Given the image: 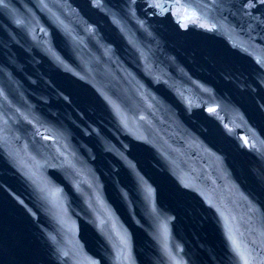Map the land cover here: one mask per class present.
Here are the masks:
<instances>
[{"label":"water","instance_id":"95a60500","mask_svg":"<svg viewBox=\"0 0 264 264\" xmlns=\"http://www.w3.org/2000/svg\"><path fill=\"white\" fill-rule=\"evenodd\" d=\"M23 1H25V0H14V2H16L15 4H14V6H17V7H19L21 4H22V2ZM27 1H25V3H26ZM4 3L5 4H7V7L5 8L2 4H0V16L5 12V11H7L8 9H10L11 7H10V0H4ZM130 8H132L133 9V6H131ZM1 18V17H0ZM34 67H35V65H34ZM42 74H43V72L41 71L40 72V70H38L36 73H34V72H30L28 75H27V77H26V79H24L23 80V88H24V90H26V91H31L32 90V86H34V87H36L37 89H39L42 85H43V82H42ZM260 195H262V196H264V191H262L261 193H260ZM107 206H109V205H107ZM237 207H246V206H237ZM105 208H106V203L104 204H101V206H100V208H99V210H105ZM247 209L245 210V211H243V212H235V215L236 216H238V215H240V216H243L245 213H247L248 211H250V208L249 207H246ZM253 228H258L259 229V227H258V222L256 221L255 222V224L253 225ZM169 231L171 230V231H174V229L173 228H170V229H168ZM175 232V231H174Z\"/></svg>","mask_w":264,"mask_h":264},{"label":"snow or ice","instance_id":"6c2138e0","mask_svg":"<svg viewBox=\"0 0 264 264\" xmlns=\"http://www.w3.org/2000/svg\"><path fill=\"white\" fill-rule=\"evenodd\" d=\"M133 2H135V0H133ZM259 3L261 5H264V0H259ZM0 4H2L5 8L7 7V4L4 3V0H0ZM149 6L154 9H159L161 13H163L169 7H183V5L179 4L178 0H176L175 4H171V5L168 3V0H152ZM244 7H246L247 9H252L256 7V4L253 3L252 0H249V2L246 5H244Z\"/></svg>","mask_w":264,"mask_h":264}]
</instances>
